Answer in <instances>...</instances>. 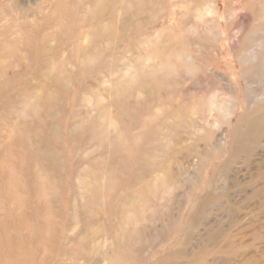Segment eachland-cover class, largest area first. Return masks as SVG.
Returning <instances> with one entry per match:
<instances>
[{"label":"rangeland","instance_id":"obj_1","mask_svg":"<svg viewBox=\"0 0 264 264\" xmlns=\"http://www.w3.org/2000/svg\"><path fill=\"white\" fill-rule=\"evenodd\" d=\"M0 264H264V0H0Z\"/></svg>","mask_w":264,"mask_h":264},{"label":"bare ground","instance_id":"obj_2","mask_svg":"<svg viewBox=\"0 0 264 264\" xmlns=\"http://www.w3.org/2000/svg\"><path fill=\"white\" fill-rule=\"evenodd\" d=\"M85 40V39H84ZM85 48V47H84Z\"/></svg>","mask_w":264,"mask_h":264}]
</instances>
